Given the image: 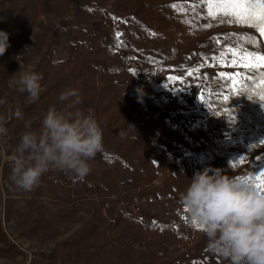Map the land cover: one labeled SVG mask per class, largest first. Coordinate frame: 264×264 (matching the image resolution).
<instances>
[{
  "label": "trees",
  "instance_id": "16d2710c",
  "mask_svg": "<svg viewBox=\"0 0 264 264\" xmlns=\"http://www.w3.org/2000/svg\"><path fill=\"white\" fill-rule=\"evenodd\" d=\"M109 1L87 0L65 23L44 28L36 42L39 62L34 71L42 75L41 88L59 68L65 72L71 88L81 93V109L85 113L91 109L104 128L108 150L90 161L91 172L85 180L66 174L62 184L43 176L34 193L36 199L48 193L56 200H87L91 211L81 239L91 248L82 251L79 242L65 241L60 251L40 254L30 264L57 263L65 255H78L86 264H104V253L119 242L117 238L125 242L136 264L163 263L167 252L179 251L176 241H184L186 231L205 237L181 208V193L194 174L211 169L241 177L225 174L223 163L232 159L241 164L264 149V102L260 101L264 68H244L237 76L223 64L226 51L247 52L254 39L260 48L254 30H198L197 21L205 15L201 9L199 19L194 9L189 10V0H117L113 11L108 9ZM40 6L54 11L50 0ZM80 13L88 17L86 35L69 45L63 60L55 62L48 57L54 37L69 33ZM125 50L135 56V76L148 81L122 93L115 83L116 56ZM11 51L10 45L3 56ZM193 72L203 82L201 102L184 115L175 110L174 80ZM156 75L164 80L156 82ZM150 83L169 91L166 100L156 97ZM168 113L170 123L166 124ZM167 134L171 138L165 141ZM16 204L20 202L11 208ZM0 239L9 250L23 255L2 230ZM161 239H166L167 246ZM205 252L216 264L218 257L209 252L208 245Z\"/></svg>",
  "mask_w": 264,
  "mask_h": 264
},
{
  "label": "rangeland",
  "instance_id": "374dc122",
  "mask_svg": "<svg viewBox=\"0 0 264 264\" xmlns=\"http://www.w3.org/2000/svg\"><path fill=\"white\" fill-rule=\"evenodd\" d=\"M42 1L49 0H0V31L9 34V44L12 46L9 55L0 57V126L7 130L4 134H0V231L5 232L9 240L23 253V255H18L15 250H9L8 245L0 239V264H30V261L35 262L40 254L48 255L60 251L62 249L60 244L65 241L79 242L82 251L91 248L90 245L84 244V239H81L84 222L91 211L87 200L76 198L71 201L56 200L48 193H45L43 199H36L34 197L36 188L31 192H24L19 190L11 180V158L22 135L26 131H39L43 118L50 107L57 109L63 107L59 101V95L71 88V79L59 68L53 74L52 81L41 88L39 98L32 101L30 97L23 95L19 88H9L10 76L20 71L21 67L34 70L39 62V57L35 52L36 42L43 34V29L51 25L65 23L72 17L74 9L82 7L87 0H50L54 6V11L50 12L44 11L40 6ZM189 1V10L193 11L194 9L199 19L201 9L205 15L203 20L197 21L198 30L208 27L211 28V33H215L220 29L250 27L254 30L258 41L260 40V48H256L254 39L252 46L246 47L247 52L239 49L226 51L223 62L226 70L236 72L235 74L239 76V70L245 67H233L232 62L240 61L245 53H252L254 56L264 55V35L261 34L257 24L224 14L225 11H231L227 7L228 3H243L246 0ZM116 5L117 0H110L108 9L116 10ZM85 15L86 13L78 14L73 22V28L69 33H65V36L61 32L54 37V43L48 51L49 58L55 62L63 60L69 45L86 35L85 24L88 22V17ZM166 32H168L167 29H165ZM142 46L146 47V44L143 43ZM242 62L256 63L254 59ZM116 64L118 69L115 83L120 92L125 93L132 89H139L148 81L143 77L139 79L138 75L135 76L132 71L133 66L136 65V59L131 51H120L116 56ZM163 76L168 77L165 74ZM159 79L164 80L162 75H156V82ZM202 83L196 72H193L191 76L182 74L174 80L172 94L175 98L176 111L187 115L191 110L199 107L201 102L199 91ZM150 85L156 89L153 90L158 99L166 100L169 91L165 87L162 89L161 85L159 87L153 86V83ZM167 111L170 112L169 109ZM166 116V124H169L170 114L168 113ZM166 138L165 141L169 140L171 135L169 137L167 134ZM104 150H108L106 141H104ZM223 168L225 174L254 175L261 183L264 180V177L261 176V173H264V149L251 154L241 164L233 162L232 159L226 160L223 163ZM66 174L52 170L43 176L65 184ZM16 201H19L20 205L16 204L12 209L11 207ZM186 236L184 241H176L179 251L167 252L166 261L159 264H172L175 261L176 264L214 263L211 258L207 259L206 237H202L194 231H186ZM117 240L119 242L111 244V247H108L104 253V264H136L137 260H131L132 256H129V249L125 242H120L119 238ZM161 241H164L163 246H167L166 239H161ZM154 245L159 248L157 242ZM67 250L65 248V252ZM86 263L84 260H79L78 255L73 257L65 255V259L53 264ZM216 264H227V261L218 257Z\"/></svg>",
  "mask_w": 264,
  "mask_h": 264
},
{
  "label": "clouds",
  "instance_id": "9594fccd",
  "mask_svg": "<svg viewBox=\"0 0 264 264\" xmlns=\"http://www.w3.org/2000/svg\"><path fill=\"white\" fill-rule=\"evenodd\" d=\"M9 34L0 31V56L7 51ZM42 75L22 68L10 76L9 88L39 98ZM62 108L50 107L39 131H26L11 158V180L24 192L40 185L57 170L83 181L90 161L104 150V128L91 109L85 113L79 90L59 95ZM19 115V113H18ZM0 126V134L6 132ZM253 176L232 177L211 169L196 172L181 193V208L207 238L209 252L227 264H264V191Z\"/></svg>",
  "mask_w": 264,
  "mask_h": 264
},
{
  "label": "snow or ice",
  "instance_id": "6c2138e0",
  "mask_svg": "<svg viewBox=\"0 0 264 264\" xmlns=\"http://www.w3.org/2000/svg\"><path fill=\"white\" fill-rule=\"evenodd\" d=\"M227 7L230 8L231 11H225V15H233L238 20H246L256 23L261 34L264 35V0H255V2H252V0H246V2L243 3H228ZM233 54L235 55L234 52ZM250 59H254L256 63L252 64L242 62ZM232 66H240L252 69H255L257 67L264 68V55L254 56V54L252 53H245L240 58V61L232 62ZM189 75L191 76L192 73H189ZM229 79L231 80L232 78L229 77ZM224 99L227 101L230 99V97H225ZM260 101L264 102V94L260 95ZM261 176L264 177V173H261ZM257 188L261 191H264V180H262L261 183L257 184Z\"/></svg>",
  "mask_w": 264,
  "mask_h": 264
}]
</instances>
